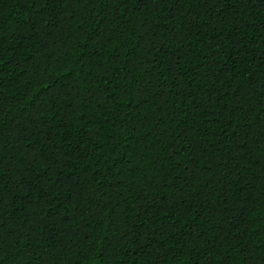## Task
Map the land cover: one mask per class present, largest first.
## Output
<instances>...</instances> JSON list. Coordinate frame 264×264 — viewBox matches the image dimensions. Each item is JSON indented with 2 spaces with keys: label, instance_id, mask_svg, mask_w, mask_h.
Wrapping results in <instances>:
<instances>
[{
  "label": "trees",
  "instance_id": "trees-1",
  "mask_svg": "<svg viewBox=\"0 0 264 264\" xmlns=\"http://www.w3.org/2000/svg\"><path fill=\"white\" fill-rule=\"evenodd\" d=\"M3 264H264V0H0Z\"/></svg>",
  "mask_w": 264,
  "mask_h": 264
},
{
  "label": "snow or ice",
  "instance_id": "snow-or-ice-1",
  "mask_svg": "<svg viewBox=\"0 0 264 264\" xmlns=\"http://www.w3.org/2000/svg\"><path fill=\"white\" fill-rule=\"evenodd\" d=\"M106 2H107V0H106ZM183 2H184V0H176L177 7H179V4H182ZM2 231H3V228L0 227V232H2ZM2 255H3V249L0 248V257H2ZM0 264H3L2 260H0Z\"/></svg>",
  "mask_w": 264,
  "mask_h": 264
}]
</instances>
